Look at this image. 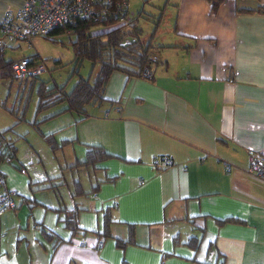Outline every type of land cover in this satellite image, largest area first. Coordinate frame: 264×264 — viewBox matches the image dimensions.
<instances>
[{
    "label": "crops",
    "instance_id": "1",
    "mask_svg": "<svg viewBox=\"0 0 264 264\" xmlns=\"http://www.w3.org/2000/svg\"><path fill=\"white\" fill-rule=\"evenodd\" d=\"M19 5L0 0V18ZM156 15L151 40L167 33L164 15L172 28L149 44L162 53L152 80L115 72L85 116L58 111L50 131L69 142L58 176L30 172L17 150L0 164L16 195L0 213V264H264V182L247 157L264 146V0H164ZM89 146L113 157L79 173ZM160 156L172 165L155 168ZM74 206L71 235L62 220ZM42 228L61 241L55 250ZM131 228L133 244L117 247Z\"/></svg>",
    "mask_w": 264,
    "mask_h": 264
},
{
    "label": "trees",
    "instance_id": "2",
    "mask_svg": "<svg viewBox=\"0 0 264 264\" xmlns=\"http://www.w3.org/2000/svg\"><path fill=\"white\" fill-rule=\"evenodd\" d=\"M120 0H112L108 10L114 12L116 2ZM217 4L213 5V8ZM261 12V9L257 10ZM139 17L132 18L127 24L123 25L118 23L116 19L111 17L99 21L94 19L80 20L73 25H68L64 28H57L51 31L48 36L43 38L53 41V37L60 36L64 33H72L73 40L70 41V46L73 52V64L72 76H76V83L67 92L66 85H57L53 83L49 85L47 82L38 78L31 79L30 91L35 89L37 95L36 113L44 112L48 109H52L59 105H65L64 109L59 113L65 111H72L79 116L86 115V108L92 106L98 102H104L103 94L105 85L110 76L115 73L124 74L127 78H145L152 80V71L149 77L144 75L145 68L148 64L153 66V62L150 60L148 52L150 45H144L142 42V30L138 26ZM156 24V21L154 22ZM58 43V42H56ZM63 45L62 43H59ZM32 60H39L38 56H31ZM46 61V60H43ZM12 60L5 59L4 47L0 49V79H15L11 71ZM84 62H89L91 68L98 67V71L95 77L92 79L89 74L88 77H78V71ZM57 64V62H54ZM73 78V77H71ZM13 126L0 131V164L7 163L14 165L16 160V148L14 141H10L6 135L12 132ZM45 142L50 146L53 151L59 150L69 142L63 141L58 147L54 145L50 136L43 137ZM113 156L109 155L104 149L97 146H89L85 152V158L83 162L74 164L76 166H85L86 168L95 169V166L100 162H103ZM55 179L44 180L43 183H51ZM111 181L112 179H108ZM37 185L33 183L32 185ZM4 188V177L0 173V189ZM51 188L50 185L43 186V190ZM5 189V188H4ZM34 190H32L33 192ZM36 191V190H35ZM22 202L33 204L30 205L31 209L36 203L29 199L22 198ZM78 208L74 206L69 211H64L63 224L64 227L74 235L81 230L77 215ZM111 222L109 212L104 214V224L101 233H95L98 238H109L108 225ZM40 233L42 238L48 242H52V249L61 243L56 236L45 232L43 228ZM194 239L190 240L191 246ZM133 230L129 231L128 241L115 240L117 247L122 248L126 244H133Z\"/></svg>",
    "mask_w": 264,
    "mask_h": 264
},
{
    "label": "rangeland",
    "instance_id": "3",
    "mask_svg": "<svg viewBox=\"0 0 264 264\" xmlns=\"http://www.w3.org/2000/svg\"><path fill=\"white\" fill-rule=\"evenodd\" d=\"M163 3L164 0H128L131 17L135 18L139 13L142 14L141 17H144L140 18L139 27L143 31L142 42L145 46L148 44L166 43L168 40L167 33L170 32L172 28V20L171 16L167 15L162 17L158 30L167 33L164 34L159 42H156L158 40L155 38L151 40L152 32L155 27L154 22L157 20L156 17H158V15L155 16V19L149 18L148 15L154 13ZM72 40V33H64L60 36L53 37V41L43 37H37L32 40L30 45L23 41L14 42L13 45H11L14 46L13 48H5V59L31 57L33 54H37L40 57L39 60L46 62L49 66L48 72L42 75L40 79L49 81L47 82L49 85L53 83L59 86L66 85L65 90L68 92L77 80L76 76L71 75L73 69V64L71 63L73 60V52L69 42ZM161 54L160 48H153L152 46L149 48V58L152 62L156 63V66L159 64L158 61H162ZM55 61L57 64L54 63ZM97 71V66L91 68L89 62H84L78 71V77L86 78L90 74L93 79ZM31 82L30 80L19 81L10 78L0 79V131L13 126L12 132L6 135V137L10 139V141H12V139L15 140L14 146L17 150V159L22 163L21 165H24L30 172L38 175L47 174L58 176L59 172L63 169L64 162H66L67 154L61 153L65 146L59 150L53 151L43 137L49 135L54 145L58 147L64 141H58L57 139L59 138H57L55 136L56 134L50 131V129L55 125V120L60 116L57 114L58 111L65 105L61 104L36 114L37 95L34 88L30 91ZM52 120H54V122H50ZM33 122L36 123V128ZM86 170L92 172L90 168L79 169L78 172L81 173ZM79 178L81 179L80 182L84 185L87 183L83 181L81 177ZM55 181H60V179H55L53 182ZM68 181V183H70L69 179ZM14 198H16V195H13L12 200ZM23 204L26 206L33 205L29 202ZM42 240L43 242H48L44 237Z\"/></svg>",
    "mask_w": 264,
    "mask_h": 264
},
{
    "label": "built area",
    "instance_id": "4",
    "mask_svg": "<svg viewBox=\"0 0 264 264\" xmlns=\"http://www.w3.org/2000/svg\"><path fill=\"white\" fill-rule=\"evenodd\" d=\"M17 8L7 7L0 18V49L4 41H23L31 44L37 37H45L57 28L73 25L80 20L103 21L109 17L120 24L131 19L128 0L116 2L114 12L108 10L112 0H19ZM49 70L46 62L21 57L11 62V71L16 80L28 81L41 77ZM144 75H151V65L145 68ZM248 170L264 182V146L259 150H247ZM172 160L165 156L154 159L155 168H166ZM14 193L0 189V213L12 206Z\"/></svg>",
    "mask_w": 264,
    "mask_h": 264
}]
</instances>
